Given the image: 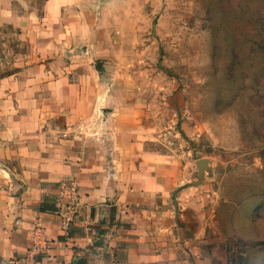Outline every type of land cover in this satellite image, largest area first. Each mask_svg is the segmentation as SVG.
I'll return each mask as SVG.
<instances>
[{
  "label": "rangeland",
  "instance_id": "374dc122",
  "mask_svg": "<svg viewBox=\"0 0 264 264\" xmlns=\"http://www.w3.org/2000/svg\"><path fill=\"white\" fill-rule=\"evenodd\" d=\"M20 1L2 5L37 13L54 30L46 37L54 51L36 54L17 21L0 24V187L2 174L12 189L25 186L18 155H8L33 127L18 95L43 111L80 103L88 113L94 101L69 95L93 93L100 79L108 98L96 100L105 105L99 122L115 127L121 170L137 182L147 172L179 180L174 204L195 186L206 219L213 212L226 245L241 249L232 264H264V0ZM86 14L89 30L76 31ZM57 76L71 82L46 98L45 83ZM89 118L80 129H98ZM47 119L39 146L73 137L62 118Z\"/></svg>",
  "mask_w": 264,
  "mask_h": 264
},
{
  "label": "crops",
  "instance_id": "0c3cea01",
  "mask_svg": "<svg viewBox=\"0 0 264 264\" xmlns=\"http://www.w3.org/2000/svg\"><path fill=\"white\" fill-rule=\"evenodd\" d=\"M23 1L20 3L35 2ZM22 11L16 14L13 6L2 5L0 0V24L17 21L34 42V52L50 55L54 49H48L46 37L54 35V30L43 29L37 13ZM85 16L88 19L84 26L79 25L76 31L89 30L91 17ZM33 21L35 28H30ZM88 66L95 69L92 62ZM61 80L71 82L65 76L46 81L50 89L46 98L63 96L58 89ZM103 83L95 80L98 86L91 94L82 88L69 95L73 101H94L88 113L78 107L80 103L73 104L67 113L54 107L43 111L31 103L24 105L23 97L18 95L33 127L26 131V139L17 140L16 148L10 147L8 152L9 156L11 152L18 155L25 186L18 191L12 189L11 175L2 174L0 255L35 250L39 264H229V236L217 233L220 231L213 212L212 220L206 219L193 195L195 186L181 190L174 204L169 197L172 189L181 185L179 180L165 183L164 178L162 182L147 172L137 182L121 170L120 165L127 161L117 151L115 127L99 122L105 105L95 104L108 98ZM37 99L38 93L34 97ZM113 114L114 110L109 117ZM87 116L97 121L98 129H80V121ZM49 117L62 118V131L68 134L73 130V137L58 136V140L39 146V137L46 133L43 120ZM66 185H74L76 193H68ZM69 204L75 215L66 228L58 208Z\"/></svg>",
  "mask_w": 264,
  "mask_h": 264
},
{
  "label": "built area",
  "instance_id": "2783aa9c",
  "mask_svg": "<svg viewBox=\"0 0 264 264\" xmlns=\"http://www.w3.org/2000/svg\"><path fill=\"white\" fill-rule=\"evenodd\" d=\"M68 193L75 194L76 187L74 185H67L66 188ZM58 213L61 215L63 225L69 227L74 219L75 210L69 204L64 207L58 208ZM240 247L235 244L227 246L228 262L232 264L233 261L241 254ZM0 264H39L37 258V252L35 250H29L21 255H0Z\"/></svg>",
  "mask_w": 264,
  "mask_h": 264
}]
</instances>
